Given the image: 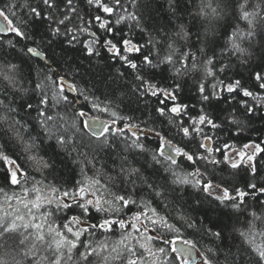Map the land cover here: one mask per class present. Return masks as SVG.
Masks as SVG:
<instances>
[{
  "label": "snow or ice",
  "instance_id": "obj_1",
  "mask_svg": "<svg viewBox=\"0 0 264 264\" xmlns=\"http://www.w3.org/2000/svg\"><path fill=\"white\" fill-rule=\"evenodd\" d=\"M0 19V264H264V0Z\"/></svg>",
  "mask_w": 264,
  "mask_h": 264
},
{
  "label": "trees",
  "instance_id": "obj_2",
  "mask_svg": "<svg viewBox=\"0 0 264 264\" xmlns=\"http://www.w3.org/2000/svg\"><path fill=\"white\" fill-rule=\"evenodd\" d=\"M8 2V0H0V7H3L4 6V4L5 3H7ZM15 2H23V0H15ZM17 11H23L22 9H16ZM89 114H91V115H97L96 113H93V112H89ZM102 118H104V119H106L107 117H105V116H102ZM81 151H86L85 149H81ZM98 167H99V165H97ZM58 175H63L64 177H67V173L65 172V173H62V174H58ZM3 200V197L2 196H0V201H2ZM118 238V236H113V239H117Z\"/></svg>",
  "mask_w": 264,
  "mask_h": 264
},
{
  "label": "bare ground",
  "instance_id": "obj_3",
  "mask_svg": "<svg viewBox=\"0 0 264 264\" xmlns=\"http://www.w3.org/2000/svg\"><path fill=\"white\" fill-rule=\"evenodd\" d=\"M89 114V113H88ZM89 116H92L91 114H89Z\"/></svg>",
  "mask_w": 264,
  "mask_h": 264
},
{
  "label": "water",
  "instance_id": "obj_4",
  "mask_svg": "<svg viewBox=\"0 0 264 264\" xmlns=\"http://www.w3.org/2000/svg\"><path fill=\"white\" fill-rule=\"evenodd\" d=\"M0 22H2V19H0Z\"/></svg>",
  "mask_w": 264,
  "mask_h": 264
},
{
  "label": "rangeland",
  "instance_id": "obj_5",
  "mask_svg": "<svg viewBox=\"0 0 264 264\" xmlns=\"http://www.w3.org/2000/svg\"><path fill=\"white\" fill-rule=\"evenodd\" d=\"M92 116H93V115H92ZM101 119H104V118L101 117Z\"/></svg>",
  "mask_w": 264,
  "mask_h": 264
}]
</instances>
